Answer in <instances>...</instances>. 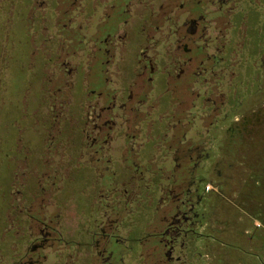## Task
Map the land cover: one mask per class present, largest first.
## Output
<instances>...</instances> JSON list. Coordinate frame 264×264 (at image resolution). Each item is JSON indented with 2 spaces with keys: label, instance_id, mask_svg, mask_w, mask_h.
I'll return each instance as SVG.
<instances>
[{
  "label": "rangeland",
  "instance_id": "374dc122",
  "mask_svg": "<svg viewBox=\"0 0 264 264\" xmlns=\"http://www.w3.org/2000/svg\"><path fill=\"white\" fill-rule=\"evenodd\" d=\"M11 1L15 13L5 28V11L0 12V33H7L0 46L2 255L9 256L10 243L17 240L14 233L3 230L8 223L5 214H10L11 205L15 204L9 194L12 188V196L17 197V209L27 206L30 211H43L46 222L58 226L61 240L55 241L53 246L59 249L58 261L51 252L53 255H49L45 264L55 261L57 264H85L91 233L107 208L112 210L113 206L120 216L117 223H111L116 233L108 246L112 264H153L148 253L153 255L156 236L151 233L161 227L160 220L164 216V206L159 207L164 193L161 189L172 179V159L167 146L171 139L179 153L190 145H199L197 150L202 147L210 150L208 158L200 159L202 167L195 169L194 176L203 178L199 188L207 205L205 216L208 223L211 222L200 231L203 243H198L195 250L190 247L185 251L189 264H264L263 94L246 99L251 102L244 112L251 117L249 133L243 137L239 151L230 152L234 149L226 144L223 134L210 142L203 132L197 134L195 127L188 128L186 122L176 127L171 125V119L168 122L166 117L171 110L180 114V120L188 116L186 101L194 96L184 93L185 103L176 107L171 97L174 102L168 107L170 96L163 92L164 81L160 77L154 83L158 105L155 98L151 112L145 102V113H140L138 119L148 113L147 122L144 126L138 120L135 122L138 126L135 137H131L130 142L123 141L121 136L107 138L105 148L96 153L90 147H82V141H89L85 135L92 133L90 103L98 92L106 103V98L116 91L115 83L127 82L137 64L138 48L147 50L154 61L157 51L163 50L157 42L144 41L138 31L139 18L143 15L140 12L149 11L153 5L147 4L149 0L142 1L141 5L133 3L129 13L125 11L127 0H114L111 9L110 0H97L100 9L97 15L103 17L109 11L101 22L92 14V0H87V8L84 4L82 9L76 10L73 6V10H69V16L73 17L70 25L67 15H60L62 5L58 4L48 11L46 20L42 11H35L41 17L38 25L36 19L32 21V16H28L29 0ZM49 2L51 7L56 4L55 0ZM2 6L6 8L7 0ZM262 9L246 19L252 40L247 46L248 53L240 50L247 61L242 63L244 70L235 80L238 81L237 93L243 99L253 92L252 87L245 84V78L255 71L253 60L259 39L257 27L264 18ZM81 12L78 29L75 19H79ZM62 23L67 26L61 28ZM124 31L126 37L115 38V34ZM118 69L121 77L115 75ZM238 108L242 110L243 105L239 104ZM160 112L162 119H155L150 126ZM115 119L118 121L119 117ZM253 123L259 128L256 134L250 132ZM182 128L190 130L185 138L176 135L169 138ZM182 171L178 170L179 176ZM214 216H217L216 223L209 219ZM70 256L72 259L68 260Z\"/></svg>",
  "mask_w": 264,
  "mask_h": 264
},
{
  "label": "flooded vegetation",
  "instance_id": "af4514ba",
  "mask_svg": "<svg viewBox=\"0 0 264 264\" xmlns=\"http://www.w3.org/2000/svg\"><path fill=\"white\" fill-rule=\"evenodd\" d=\"M4 1L0 0V12L5 11V28L8 26L6 22L12 20V14L15 12H13V2L9 0L8 3L7 0V6L4 8L2 6ZM49 1L29 0L28 16H32V21L36 19L38 25V19L41 17L40 13L39 15L35 13L37 9L45 14L43 19L46 20L49 10L56 8L58 4L62 5L60 15L63 16L64 13L67 15L68 24L73 18L69 16L71 12L69 10H73V6L78 10L86 4L87 8V0H55L56 4L53 7L50 6ZM142 1L144 3L145 0H127L125 11L130 13L133 3L141 5ZM151 1L149 0L147 4L153 5L152 8H149V11L140 12L143 15L139 18L138 31L144 37V41L157 42L163 50L157 51L154 61L150 55H147V50L138 48L137 64L134 65L133 75L127 79V82L123 84L117 81L116 91H112L111 96L106 98V103L102 100V93H97L95 100L90 103L92 133L87 135L82 129L86 134L85 138L86 136L89 138L88 142L82 141V147H90L97 153L105 148L104 144L108 143L107 138L121 136L123 141L126 139L130 142L131 137H135L134 132L138 130L135 122L138 120L143 126L147 122L148 113L138 119L139 114L145 113V106H148L151 112L153 111L152 103L155 98L157 99L154 94V83L162 77L163 92L170 96L168 107L174 101L173 107L184 104L186 100L184 93L194 96L190 101H186L189 105L188 116H185L183 120H180V114L174 110L170 111L166 119L168 122L172 120L173 127L178 124L182 126L186 122L188 128L195 127L193 130L197 134L203 132L202 135L208 140L223 134L227 139L226 144H230L234 149L230 152L239 151V145L248 132L247 127L251 121V117L244 114L249 109L248 106H251V102L248 103L246 99L249 100L248 97L252 98V95L263 94L261 98L264 100V18L259 24L260 27H257L259 39L254 53L256 57L253 60L255 71H253L254 74L245 78V84L252 87L253 92L243 99L237 93L238 81H235L244 70L242 63L247 61L240 50L243 49L248 53L247 46L252 40L249 37V26H247L249 24L246 19L253 17L256 12L264 8V0H153V3ZM113 2L114 0H110V9L114 8ZM97 3V0L95 4L92 0L93 15H97L100 11ZM108 12L103 14V17L97 15L101 22L104 21ZM16 16L19 19L17 10ZM81 16L82 12L78 15L79 19H75L76 23L78 21V29ZM149 17L153 18L151 20L154 23L152 21L149 23ZM67 24L62 23L60 27H66ZM147 31L151 32L147 33ZM6 34V32L0 33V46ZM32 34L34 35V29ZM126 36L125 31L115 34L117 39ZM115 75L120 76L121 70ZM136 78L139 81H134ZM179 96L180 99H178ZM145 102L147 104L144 106ZM156 102L158 105V99ZM239 104L243 105L242 110L238 108ZM231 111L237 112L229 114ZM161 113L156 114L150 126L155 119H162ZM115 117H119L118 121ZM256 123H253L251 133H258L259 128H255L258 127ZM199 127L203 129L200 130ZM180 130V133L173 130L169 138L174 135L185 138L190 131L183 128ZM166 131H168L167 128ZM169 142L167 146L172 159L170 160L172 179L168 186L161 189L164 193L159 200V207L164 206L162 210L164 216L160 220L161 227L151 233L156 236L154 238L156 246L153 251L151 250L153 255L150 252L148 255H151L153 264H189L185 251L190 247H192L191 250H195L198 243H203L201 239L203 235L200 231L208 227L211 222L208 223L205 216L207 205L204 194L199 188L203 178L194 176L195 169L202 167L203 162L200 163V159L208 158L210 150L208 147L197 150L199 145L194 147L190 145L185 151L179 153L178 147L171 142V139ZM180 157L182 159L178 161ZM179 169L183 170L180 176ZM12 172L16 174L15 171ZM174 173H176L175 178ZM204 185L205 183L203 188ZM9 192L15 204L11 205V213L5 214L8 223L3 230L14 233L17 240L11 241L9 256L2 255L0 251V264H45L52 253L57 255L54 257L58 261L59 249L53 248L54 242L61 240L58 226H50V223L44 219L46 215L42 214L43 211L41 213L30 211L27 206L17 209V197L12 196V188ZM114 208L115 206L112 210L107 208L102 220L92 231L89 246L86 247L88 252L84 257L85 264H112V253L108 246L111 243V237L115 239L116 233L111 223H117L120 216L118 209ZM216 217L208 218L216 223L218 222ZM48 221L51 222L49 219ZM20 229H22L21 233ZM71 259L72 256L68 260ZM56 261L54 264H57Z\"/></svg>",
  "mask_w": 264,
  "mask_h": 264
}]
</instances>
